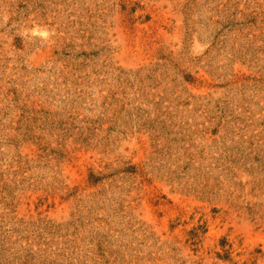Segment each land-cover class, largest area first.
Listing matches in <instances>:
<instances>
[{
  "label": "rangeland",
  "instance_id": "1",
  "mask_svg": "<svg viewBox=\"0 0 264 264\" xmlns=\"http://www.w3.org/2000/svg\"><path fill=\"white\" fill-rule=\"evenodd\" d=\"M0 264H264V0H0Z\"/></svg>",
  "mask_w": 264,
  "mask_h": 264
}]
</instances>
